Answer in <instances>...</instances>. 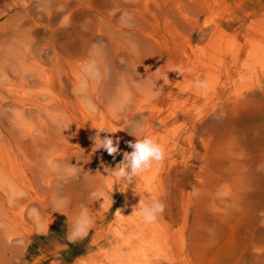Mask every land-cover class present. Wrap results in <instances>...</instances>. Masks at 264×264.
<instances>
[{"label": "rangeland", "instance_id": "obj_1", "mask_svg": "<svg viewBox=\"0 0 264 264\" xmlns=\"http://www.w3.org/2000/svg\"><path fill=\"white\" fill-rule=\"evenodd\" d=\"M176 65L184 75L162 80ZM197 78L209 88L192 87ZM139 126L166 158L117 182L107 171ZM98 131L119 141L115 158L95 149ZM152 196L166 207L146 224L135 208ZM82 207L92 226L72 243ZM261 213L264 0H0L10 264H264Z\"/></svg>", "mask_w": 264, "mask_h": 264}, {"label": "clouds", "instance_id": "obj_2", "mask_svg": "<svg viewBox=\"0 0 264 264\" xmlns=\"http://www.w3.org/2000/svg\"><path fill=\"white\" fill-rule=\"evenodd\" d=\"M125 18L127 21H131L133 18L129 13L121 14V21L125 22ZM96 45H94L95 47ZM95 66L91 65L87 69L90 72H93ZM186 69L182 66L176 65L171 67L167 73L162 74V80H168V73L174 72L179 76H183ZM94 75H98V70L94 71ZM191 86L198 90H207L209 88V83L206 79H195L191 82ZM87 83L86 81L82 82L79 86V93L83 95L86 91ZM188 89H184L187 91ZM85 107L94 112L95 105L91 100L85 101ZM101 131V130H100ZM137 131H142V126H139L136 130H130V135L136 137L135 142H129L128 147L132 149V151L125 152L123 154V161L117 165L111 171L108 172L110 177H115L117 182L125 181L128 183H132L133 178L137 177L149 170L153 167L154 164H160L166 158V148L164 145L156 141L151 137L145 136L140 139L137 137ZM104 132V131H103ZM95 149H104L107 153L115 158V155L119 154V141L114 140L108 136H105L101 139L99 131L94 137ZM135 194H138L135 192ZM139 195V194H138ZM164 202L156 196H152L150 203H143L140 199L138 206L135 208L137 210V214L142 218L143 222L146 224H152L157 222L160 216L165 211ZM264 216V213H261ZM92 226V218L88 214L87 209L81 208L80 213L75 218L71 231L68 234V239L70 242L75 243L77 240L83 239Z\"/></svg>", "mask_w": 264, "mask_h": 264}, {"label": "bare ground", "instance_id": "obj_3", "mask_svg": "<svg viewBox=\"0 0 264 264\" xmlns=\"http://www.w3.org/2000/svg\"><path fill=\"white\" fill-rule=\"evenodd\" d=\"M106 159H108V158H106ZM111 188V187H110ZM9 200V197H8V194H7V201ZM4 213H11V211L10 210H7L6 212H4ZM6 234V233H5ZM4 238V237H3ZM120 240H121V238H120ZM119 240V241H120ZM7 242V244H6V242ZM122 242H123V244L124 245H126L127 247H130L131 246V242H130V240L128 239V238H123L122 239ZM1 244H2V247H0V249H5L6 250V253H4V255H3V258H7V259H5V262H7L8 264H10V263H12V260H11V256H12V254L14 253V247H12V241H10V238H7V239H5V240H3L2 242H0ZM111 244V243H110ZM119 244V243H118ZM24 250V249H23ZM5 254H6V256H5ZM11 255V256H10ZM15 255H16V253H15ZM14 254H13V256L12 257H14L15 256ZM170 259V258H169ZM3 264V260H2V257L0 256V264Z\"/></svg>", "mask_w": 264, "mask_h": 264}]
</instances>
